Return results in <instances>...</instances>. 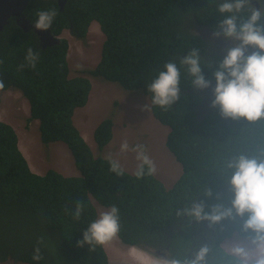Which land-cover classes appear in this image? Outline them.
<instances>
[{
	"label": "trees",
	"instance_id": "1",
	"mask_svg": "<svg viewBox=\"0 0 264 264\" xmlns=\"http://www.w3.org/2000/svg\"><path fill=\"white\" fill-rule=\"evenodd\" d=\"M222 0H68L61 10L57 0H39L25 8L34 23L40 10L57 13L51 31L58 34L73 26V33L85 37L90 23L97 20L106 34L101 59L94 68L78 69L70 76L67 41L42 47L34 29L24 28L10 18L0 29V79L4 89H19L28 99L30 116L40 123L44 144L61 141L71 150L79 174L66 176L49 168L32 170L19 147L15 127L0 119V261L29 264H109L103 245L78 246L90 223L98 218L94 204L120 209L119 238L124 244L155 253L163 250L172 258L192 257L202 245L210 249L209 264L231 259L226 253L232 238L251 240L240 218L217 223L197 221L178 215L193 202L203 201L206 211L221 204L229 207L234 193L224 185L232 174L227 162L241 154L264 158V122L257 120L246 144V127L227 126L219 110L197 118L195 105L201 94L193 77L180 64L193 49L199 51L205 77L213 80L219 59L192 29L194 21L218 25L217 11ZM227 15V14H226ZM39 53L36 68L24 67L27 49ZM203 53L211 58L204 57ZM215 59V60H212ZM167 62L181 71L180 96L167 110L151 104L153 115L168 125L166 146L182 166V174L172 187L156 175L137 179L135 172L123 176L111 172L109 158L95 156L92 147L75 123L77 108L88 103L91 76L119 83L123 88L145 92ZM239 135L233 136L232 135ZM113 120H102L94 131L101 151L113 138ZM251 158V157H249ZM113 159V158H112ZM211 192V196L208 193ZM85 205L79 220L75 205ZM43 238V243H38ZM39 246L42 259H32Z\"/></svg>",
	"mask_w": 264,
	"mask_h": 264
},
{
	"label": "clouds",
	"instance_id": "2",
	"mask_svg": "<svg viewBox=\"0 0 264 264\" xmlns=\"http://www.w3.org/2000/svg\"><path fill=\"white\" fill-rule=\"evenodd\" d=\"M259 4V8L253 5L252 0H222L217 4V11L223 18L219 22V31L214 32V35L223 34L226 40L239 42L236 46L227 49L226 56L219 62L218 69L213 73L216 86L213 89L214 98L211 101V106L219 107L221 115L225 118L233 120L246 118L248 121L264 118V0H259ZM250 5L251 11L246 18L241 19L237 14L244 12L245 8ZM24 14L27 16L26 13ZM36 15L38 18L34 23L30 20L36 29H50L52 35L59 39V42L65 40L68 43V38L64 37L63 33L68 31L71 26L64 27L58 34L51 31V26L57 15L54 9L40 10ZM10 18L17 21L16 16L9 17L8 21ZM96 24L97 26L99 24L98 27L104 32L101 23L97 20L90 23L85 37H78L68 32L75 38L85 40L90 28ZM54 44H45V47ZM248 48L253 51L246 56L245 52ZM38 60L39 53L29 47L25 56L26 64L20 65V68L23 69L27 66L34 69ZM200 61L199 51L193 49L181 58L180 64L186 66L187 74L194 78L192 84L198 88L197 91L201 95L205 93L209 95V87L212 82L205 77ZM0 64H3L2 60H0ZM164 69L166 70H157L158 76L148 84V91L152 94L151 104L167 110L179 99L181 71L175 62L165 63ZM4 86V81L0 79V89H3ZM144 107L147 108L148 105ZM130 150L136 153V159L140 161L135 171L137 179L156 174L155 162L148 155L145 145L130 146L127 139L123 140L120 144V152L127 153ZM109 163L111 172L118 176L124 175L125 170L119 160L109 158ZM227 168L233 170L231 176L226 178V182L230 184L231 191L234 193L229 207L217 204L209 212L206 211L205 203L199 201L193 202L191 207L184 208L182 212H178V215H187L197 221L207 219L212 223L220 222L225 218L236 219L238 217L242 219L244 231L252 234L251 244L248 247L239 245L233 247L226 253L231 259L224 261L223 264H264V158H249L247 155L241 154L228 161ZM208 195L211 196V192ZM84 207L82 201L76 202L74 219L81 218ZM107 208L109 209L102 211L98 218L90 223L83 233V239L77 241L78 246L83 247L85 243L103 245L118 236L121 227L120 209L116 205ZM38 243H43V238ZM141 250L149 256L160 257L162 261H159L158 264H209L210 249L207 245L199 247L190 258H172L170 260L163 250L156 251L162 252L164 256L158 255L156 251L151 253L144 249ZM32 259L34 261L42 259L39 246L35 248ZM154 262L157 264L156 259Z\"/></svg>",
	"mask_w": 264,
	"mask_h": 264
},
{
	"label": "rangeland",
	"instance_id": "3",
	"mask_svg": "<svg viewBox=\"0 0 264 264\" xmlns=\"http://www.w3.org/2000/svg\"><path fill=\"white\" fill-rule=\"evenodd\" d=\"M99 26V24H98ZM96 25L90 28L85 40L70 35L68 31L63 36L68 38V59L70 76L79 75L75 69L94 68L101 59V51L106 35ZM92 89L88 103L76 109L75 123L92 147L95 156L111 157L120 161L122 167L134 173L140 161L136 153L120 152V144L127 139L130 146L143 144L151 159L156 165V176L169 188L182 174V166L174 154L166 146V139L170 127L160 122L152 113L151 101L145 92L132 91L123 88L119 83L108 81L102 77L91 76ZM148 105V107H144ZM30 104L22 92L17 89H0V119L11 123L19 134V147L27 158L32 170L45 172L49 168L56 169L66 176L77 175L79 171L75 165L74 156L70 148L61 141L44 144L39 134V121L28 120ZM107 118L113 120V138L101 151L94 140V131L98 124ZM98 209V216L107 208L94 201ZM232 238L228 245L230 249L235 246L248 247L251 240L237 242ZM109 255V264H138L143 257L152 259V263L162 261L160 257L149 256L143 251L140 257L132 248L129 249L117 236L104 244ZM132 258H131V257ZM130 257V258H129ZM157 257V258H154ZM131 259L133 261L131 262ZM137 261V262H136ZM0 264H27L8 260Z\"/></svg>",
	"mask_w": 264,
	"mask_h": 264
},
{
	"label": "flooded vegetation",
	"instance_id": "4",
	"mask_svg": "<svg viewBox=\"0 0 264 264\" xmlns=\"http://www.w3.org/2000/svg\"><path fill=\"white\" fill-rule=\"evenodd\" d=\"M39 1V0H27V4L25 6V8L27 7V5L29 3H31V5H34V2ZM61 2L63 3V8L60 5L59 0H57V4L59 5L60 9L63 10L65 5L68 3V0H61ZM252 3L255 7L259 8L260 4H259V0H252ZM25 8L23 10V14L25 13ZM251 11V5L247 6L245 8V11L242 13L237 14L239 17H241V19H244L247 17V14ZM16 23H18L19 25H22V21L20 20V17H16ZM7 24V23H6ZM4 24V26L6 25ZM3 26V27H4ZM72 27V30H70ZM69 28V32L71 34L73 33V26H71ZM32 29V28H29ZM27 29V30H29ZM192 29L198 34V36L203 39L207 45L209 46V53L210 55L217 57L219 59V61H222L223 58L226 56L227 54V49L229 47H234L236 46V44H238L239 42L236 40H226L225 37L223 36V34H221L220 36H216L214 35V32L219 31V24L218 25H214L211 23H199L198 21H194L193 25H192ZM25 30V29H24ZM253 51V49L248 48L245 52V55H249L251 54V52ZM205 59L206 58H211L209 56V54H205L203 53ZM215 60V59H212ZM211 86L209 87V96L205 97L204 95H201V100L198 104L195 105V109H196V116L197 118H202L205 117L207 114H210L211 112L215 111V110H219V107H212L211 106V101L214 98L213 95V89L216 86V81L215 79L211 80ZM18 91H20L19 89H17ZM221 114V111H220ZM262 122H264V118L259 119ZM222 122H223V129L222 132L224 135H226L228 132L227 130V126L228 125H233L236 128L238 127H246L247 130L245 129L246 134V139H247V143L244 144L242 143V145H240L242 148L249 150L251 148V144L248 143V141H250V133L253 130V124H255L256 121H248L246 118H241L240 120H233L231 118H225L222 116ZM40 125V123H39ZM233 136H239V135H235L232 133ZM248 157L253 158L252 154H248ZM224 185L226 186H230V184H228L226 181H224Z\"/></svg>",
	"mask_w": 264,
	"mask_h": 264
},
{
	"label": "water",
	"instance_id": "5",
	"mask_svg": "<svg viewBox=\"0 0 264 264\" xmlns=\"http://www.w3.org/2000/svg\"><path fill=\"white\" fill-rule=\"evenodd\" d=\"M61 7L63 8V3L59 0ZM27 4V0H0V29L3 28L4 24L8 22V18L11 16L20 17L22 21V27L27 30L29 28H34L35 32L39 35L41 45L46 46L45 44H53L58 43L59 39H57L52 33L50 29L41 30L36 29L34 25L31 24L30 19L23 14V10ZM205 97H208V93L204 94ZM158 255L164 256V254L160 251H156Z\"/></svg>",
	"mask_w": 264,
	"mask_h": 264
},
{
	"label": "bare ground",
	"instance_id": "6",
	"mask_svg": "<svg viewBox=\"0 0 264 264\" xmlns=\"http://www.w3.org/2000/svg\"><path fill=\"white\" fill-rule=\"evenodd\" d=\"M128 247L129 248H133L135 251H136V253L140 256V257H142L143 256V251H141V249H139V248H137V247H135V246H131V245H128ZM131 257V256H130ZM129 257V258H130ZM132 258V257H131ZM133 261V259H131V262ZM137 262V261H136ZM138 264H152V259H150V258H146V257H143V259L141 260V261H138L137 262Z\"/></svg>",
	"mask_w": 264,
	"mask_h": 264
}]
</instances>
